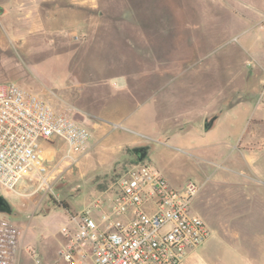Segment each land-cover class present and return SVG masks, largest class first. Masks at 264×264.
<instances>
[{
    "label": "rangeland",
    "instance_id": "rangeland-1",
    "mask_svg": "<svg viewBox=\"0 0 264 264\" xmlns=\"http://www.w3.org/2000/svg\"><path fill=\"white\" fill-rule=\"evenodd\" d=\"M3 83L98 127L74 163L60 143L48 147L46 185L32 176L0 189L10 207L0 216L24 230L17 264H61L66 209L113 187L135 161L131 143L154 133L145 162L172 188L200 185L192 214L209 237L185 264H264V0H0ZM219 109L220 123L199 135ZM247 143L254 153L227 149ZM213 170L231 184L205 182Z\"/></svg>",
    "mask_w": 264,
    "mask_h": 264
},
{
    "label": "built area",
    "instance_id": "built-area-1",
    "mask_svg": "<svg viewBox=\"0 0 264 264\" xmlns=\"http://www.w3.org/2000/svg\"><path fill=\"white\" fill-rule=\"evenodd\" d=\"M78 116L72 106L56 108L43 95L0 84V189L13 191L32 176L46 185L48 147L55 144L64 147L72 163L86 155L92 134ZM199 189L190 181L172 188L145 160L135 158L108 191L77 212L66 209L56 261L185 264L209 237L206 223L192 214ZM23 235L20 226L0 216V264L18 263Z\"/></svg>",
    "mask_w": 264,
    "mask_h": 264
},
{
    "label": "crops",
    "instance_id": "crops-1",
    "mask_svg": "<svg viewBox=\"0 0 264 264\" xmlns=\"http://www.w3.org/2000/svg\"><path fill=\"white\" fill-rule=\"evenodd\" d=\"M260 96L262 97V100H264V87H263L262 92L260 93ZM245 97L248 100V96L246 95ZM63 105H68V104H63ZM68 106H72V105H68ZM72 107H74V106H72ZM74 108L80 113V116H78V119L81 120L83 122V124H85L92 131H95V129L98 128V127H96L97 125L95 126L91 121H89L86 118L85 112L81 111L80 109H78L76 107H74ZM221 112H222V110L219 109V110H214L213 112H210V114L203 115L202 120L200 122H198V125L195 128L196 132L199 133V135H203L204 136V134H207L212 129H214L216 127V125L218 123H220ZM205 121H210V123L208 124V128L206 130L204 129ZM185 123L186 122H183L182 124L184 125ZM115 126H118V123H115ZM177 130H178V132H181V131L184 132V128L181 127V126L178 127ZM154 135H156V136L155 137H150V138L147 137L145 139V142L140 141V142H133L131 144L134 145V147H138V146H146V147H148L149 153H148V155L146 157V158H148L151 155V153L154 151V148H155V146L152 144V142H154V140L159 139V135H162V133H159V134L154 133ZM167 139L170 140L169 137ZM261 140H262V143L260 144V146L258 148H256L257 152L262 151L264 149V136L261 137ZM163 143H165V142H163ZM239 145L240 144H237L236 146L235 145L234 146H230L229 145V147H227V149L235 148L236 150H238V149L245 150L247 152L246 154H248V155H249V153H254L253 152L254 150L248 148L249 143H247L246 146H243L242 148H240ZM194 149H196V147H194ZM216 155H217V157H223L226 154H224L223 150H221ZM242 155H245V154H242ZM236 160H238V159L232 160V162H234ZM224 167H225V165H222L221 168H224ZM231 181H232V178L227 176L226 173H224V172H218V170H213L205 179V182H208L211 186H214V187L222 186L223 184H226V183L231 184L230 183Z\"/></svg>",
    "mask_w": 264,
    "mask_h": 264
},
{
    "label": "water",
    "instance_id": "water-1",
    "mask_svg": "<svg viewBox=\"0 0 264 264\" xmlns=\"http://www.w3.org/2000/svg\"><path fill=\"white\" fill-rule=\"evenodd\" d=\"M207 128L208 125L207 123H205L204 129L206 130ZM132 151L135 154L137 161L139 162L144 161L149 153V149L146 146L134 147ZM0 212H10V207L2 195H0Z\"/></svg>",
    "mask_w": 264,
    "mask_h": 264
},
{
    "label": "trees",
    "instance_id": "trees-1",
    "mask_svg": "<svg viewBox=\"0 0 264 264\" xmlns=\"http://www.w3.org/2000/svg\"><path fill=\"white\" fill-rule=\"evenodd\" d=\"M53 202L57 205L58 203L56 202V201H54L53 200ZM59 204L61 205V206H63V208H68V206L64 203V202H59Z\"/></svg>",
    "mask_w": 264,
    "mask_h": 264
},
{
    "label": "flooded vegetation",
    "instance_id": "flooded-vegetation-1",
    "mask_svg": "<svg viewBox=\"0 0 264 264\" xmlns=\"http://www.w3.org/2000/svg\"><path fill=\"white\" fill-rule=\"evenodd\" d=\"M205 123H207V125H208L210 123V121H205ZM2 213L7 214V212H2Z\"/></svg>",
    "mask_w": 264,
    "mask_h": 264
}]
</instances>
